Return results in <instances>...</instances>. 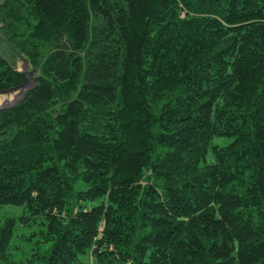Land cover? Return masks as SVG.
<instances>
[{"label":"trees","instance_id":"obj_1","mask_svg":"<svg viewBox=\"0 0 264 264\" xmlns=\"http://www.w3.org/2000/svg\"><path fill=\"white\" fill-rule=\"evenodd\" d=\"M0 40L33 67L0 53V91L34 80L0 205L46 220L42 264H264V0H0Z\"/></svg>","mask_w":264,"mask_h":264},{"label":"rangeland","instance_id":"obj_2","mask_svg":"<svg viewBox=\"0 0 264 264\" xmlns=\"http://www.w3.org/2000/svg\"><path fill=\"white\" fill-rule=\"evenodd\" d=\"M0 53L16 69L26 72L33 70L31 63L25 57L14 54L1 40ZM28 81L30 82L28 87H32L34 84L33 76ZM24 91L17 90L11 93H0V107L10 106L20 101L24 96ZM217 142L227 143L228 140L218 139ZM24 214L25 207L22 205H0V221L7 219L16 220V226L9 248V257L4 264H42V259H40L41 254L51 247L52 241H49L48 235L45 234L48 228L46 220L43 217H35L28 223H24L21 219ZM89 260L91 261L88 256H82L83 262H88Z\"/></svg>","mask_w":264,"mask_h":264},{"label":"water","instance_id":"obj_3","mask_svg":"<svg viewBox=\"0 0 264 264\" xmlns=\"http://www.w3.org/2000/svg\"><path fill=\"white\" fill-rule=\"evenodd\" d=\"M31 73H32V71H31ZM29 83H30V82L27 81L26 83L22 84L21 86H18V87H11V88H8V89H6V90L0 91V93H11V92H15V91H17V90H25V91H24V95H25L26 91L30 88V86L28 87V84H29Z\"/></svg>","mask_w":264,"mask_h":264}]
</instances>
